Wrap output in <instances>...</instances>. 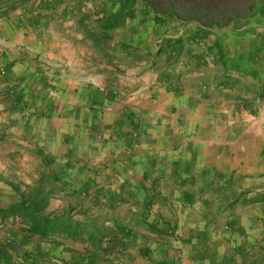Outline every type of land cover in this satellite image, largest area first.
<instances>
[{
    "label": "crops",
    "instance_id": "obj_1",
    "mask_svg": "<svg viewBox=\"0 0 264 264\" xmlns=\"http://www.w3.org/2000/svg\"><path fill=\"white\" fill-rule=\"evenodd\" d=\"M120 2L89 0L81 10L98 7L93 15L97 19L103 13L118 11ZM11 3L0 0V13ZM74 8L73 2L66 0H28L0 15V125H11L0 133V140L23 144L28 148L23 150L33 151L44 162L41 173L40 162L31 165L25 157L20 170L27 176L19 179L23 183L30 185L42 175L61 183L58 189L62 197L50 199L49 212L67 209L69 202L63 197L75 193L78 197L71 203L75 219L100 216V200L95 193L91 198L89 192H95L101 182L112 189L111 202L123 203L121 208L126 207L131 215L137 212L135 218L142 217L139 209L150 207L160 208L163 215L160 204L164 214L166 209L176 213L188 195L175 186L197 175L207 178L203 183L210 186L219 179V185L241 192L264 182V102L256 104L253 112L242 107L235 111L241 105L235 96H248L227 84L218 88L221 97L203 98L200 88L211 93L216 86L212 66L210 79L194 83L195 88L176 86L175 82L169 86L161 80L159 67H149L153 56L145 54H153L152 38L163 37V29L154 21L153 12L138 2L134 18L109 31L108 36L133 47L139 60H124L118 54L120 61L105 63L79 33ZM241 22L247 23L223 38L215 37L211 45L222 53L225 73L250 84L263 79L264 23L255 18ZM249 27L261 29L251 33ZM188 68L190 65H179L171 72L179 75ZM105 73L114 76L115 82L111 83ZM81 75H90L93 84L82 82ZM46 88L54 95H48ZM14 126L16 133H9ZM159 178L161 194H152L147 187ZM141 186L145 190L142 194L137 189ZM85 191L88 207L84 211L79 202L85 200ZM155 201L160 204L155 206ZM119 210L104 213L109 220H117L107 225L122 236L126 231L137 235L140 231L135 230L133 220L124 221ZM194 227L177 225L178 245L186 259L177 264H232L233 258L235 264L240 262L239 258L231 259L225 247L209 234L199 236ZM0 242L20 264L25 258L71 264L79 262L87 248L83 242L43 240L25 234L11 221L0 225Z\"/></svg>",
    "mask_w": 264,
    "mask_h": 264
},
{
    "label": "rangeland",
    "instance_id": "obj_2",
    "mask_svg": "<svg viewBox=\"0 0 264 264\" xmlns=\"http://www.w3.org/2000/svg\"><path fill=\"white\" fill-rule=\"evenodd\" d=\"M13 3L11 5H8V8L12 5H20L23 0H12ZM67 2H70L74 4V12L73 17L76 18L78 21L83 15L89 16V20L87 21L86 25L90 26L95 24V19L93 18V15H95L96 12H98V7L95 6L92 9H85L81 10V8L84 6V3L88 2L89 0H66ZM104 1V0H103ZM115 1V0H114ZM27 2V1H26ZM10 4V2H8ZM22 4V3H21ZM139 5H143L140 1L138 2ZM85 7V6H84ZM141 15V14H140ZM252 18H255L256 21H259L261 24L264 23V10L260 7L256 8L255 13ZM247 22H241L237 21L231 24L229 27L224 29H217V28H210L206 29V32L202 34L201 37H198V25L194 21H188L183 22L180 20H177L173 17L163 21L161 20L158 22L161 29H163V37L159 38H152V43L150 50L152 51V55L145 54L146 57L153 56L156 54L158 50H156V43L158 41H170L172 43H180L182 41L185 42V53L191 55L199 53L201 54V59L197 61V63L194 65L192 64V58H189L185 56L184 54L181 58L176 57V54H172L173 58L171 59V62H166L165 58L163 56L158 57V60L156 61V64L154 66L159 67V71L163 72L164 70L171 72V69H173L175 66H183L188 67L190 65V68L186 69V73L183 74H175L179 77V81L176 80V86L180 84L181 86L185 87H191L195 88L194 83L196 82H207L210 78L208 77V72H210V67H214V76L215 78L212 79L213 83L216 84V82L220 81V77L224 75L225 70L222 68L221 64H217L214 61V56L211 54H208V48L211 47L212 41L215 37L217 38H223L227 32H235L236 29H240L242 25H245ZM251 30L249 32L254 33L257 32L254 29V27H249ZM261 29V28H260ZM80 31V30H79ZM180 31L183 33L179 35ZM83 37V32H79ZM187 35H194L193 38H186ZM178 36V37H175ZM85 39V38H84ZM191 40L188 41L187 40ZM116 38L111 35L110 38H108L105 41V47L109 50L110 54H113V47L117 45V42L115 41ZM87 43H89L87 41ZM90 44V43H89ZM91 46V45H90ZM229 48V44L227 45ZM83 48H87L86 46H81ZM92 48V46H91ZM93 49V53L97 56H100L101 54ZM196 49V50H195ZM195 51L193 52V51ZM229 50V49H228ZM139 55V54H138ZM140 57V56H139ZM193 57V56H191ZM126 58V57H123ZM150 59V58H148ZM131 60V59H130ZM150 62V61H149ZM106 63V62H105ZM42 66L48 67L44 62H41ZM48 71V70H47ZM118 72V71H117ZM122 72H118L119 74ZM46 75V73H44ZM213 75V74H211ZM105 76L108 77L109 81L111 83H114V76L112 77L110 74L105 73ZM188 76V77H185ZM210 76V74H209ZM82 82L88 83L89 85H92L94 81H92V78L90 75H81ZM116 78V77H115ZM108 83V82H106ZM110 84V83H108ZM107 84V85H108ZM253 83L247 84L252 85ZM244 83H241L240 85H237L238 93L247 95L250 103L248 106H245L243 103L239 105L238 107H235V111L242 110L247 112H253V110L257 109L254 108V106L257 104H261L264 102V98L261 99V101H257V97L255 95L257 89L256 87H252L247 90H243ZM175 86V85H174ZM127 88V87H126ZM126 88L121 89L122 91L126 90ZM199 88V87H198ZM240 89L242 91H240ZM45 91L48 95H54V91L51 89L46 88ZM200 91L209 95L210 97H221L220 90L215 86L214 91L211 93L208 91V89H201ZM196 94L199 95V91L196 90ZM234 94V92H233ZM236 95V94H235ZM236 99L239 96H235ZM11 125L4 124V127L0 125V133L7 131ZM11 128V127H10ZM15 126L9 133H16ZM9 136V134H8ZM25 146L23 144H18L16 141H6V140H0V206H7L9 203L13 202L15 200V194L12 191V189L9 186V182H14L15 184H19L21 189H25V186L27 184L23 183L21 178L25 177L27 175L22 176L21 164H25V157L30 159V164H34V161L40 162V168L41 173L43 172V164L42 160H39L38 157L32 153L33 151L28 150L25 151L23 149ZM43 176V175H42ZM200 176V177H199ZM194 176V178L185 180L184 183H187L189 181H193V185L185 186L183 187L181 184H178L175 186V188H178V190H183L188 195V200H185L184 202L180 203L181 209H175L176 213H172L171 210L166 209V214H164L163 211V204H160L159 202L153 203L162 205L161 207V213L159 210L160 208H157L156 210H153L151 207L149 210H143L139 209L141 216H137L136 218H132L131 211L126 210V207L122 209L123 203H118V200H112V196L109 194L112 189L110 186L106 184V182H101V187L97 188L94 191L89 192V196L92 198L94 197L93 194L97 195V201L100 200L98 203L100 208H97V212L100 214V218L102 219H109V215L104 214L107 213V211H114V209L120 208L119 215L121 214V217L125 221L126 219L130 218V220H133L135 230L144 232L138 233L137 235H132L131 233H124L122 237H124V240L122 241V247L120 251H118L115 255L112 256L113 261L116 264H177L179 261L186 260L185 257H183V250L178 245V238L179 235L177 234V225L183 224V223H189L192 224V226H195L194 229L197 230L199 236L202 235L204 232L205 234H209L211 237H213V241L220 243L225 247V252L229 253L227 255H231V259L233 257L237 259L239 258L240 262L238 264H250L252 261L256 259L259 255H261L264 252V203L261 204H255L252 206H242L241 204H238L233 207L227 206L226 199L231 196V194L223 192L221 196H215L212 197L211 194H203L199 195L197 193V189L200 187L201 182L207 178H202L201 175ZM216 179V177H215ZM161 178L153 181V184L147 187V189L152 194H161V186L159 185V181ZM163 180V179H162ZM218 180L216 179V184L212 187H218ZM103 181V180H102ZM175 182V181H173ZM36 183V182H34ZM32 183V184H34ZM98 184V185H99ZM31 185V184H30ZM52 186L54 188V198L55 197H62L61 196V190L58 189L59 185L61 186V183H54L51 181H47V187ZM148 185V184H147ZM138 189V193L142 194L145 192L144 187L141 186ZM96 191L97 194H96ZM241 192V191H238ZM248 193V198H253L256 195L264 194V182H260L258 185H253L249 189H246L245 191ZM85 197L83 199V202L80 201L79 204L81 206L83 205L84 211L85 208L87 209L88 203L86 197H88V192L85 191ZM67 196H70L67 194ZM119 198V195H118ZM64 201H70L71 203H74L72 199L63 197ZM152 204V203H151ZM221 204V207L219 208V205ZM106 206V208H104ZM137 207H139L137 205ZM189 207V208H188ZM178 211V213H177ZM219 212V213H217ZM103 214V215H102ZM133 214V213H132ZM137 214V212H136ZM164 216V217H163ZM144 223V224H143ZM126 224V223H124ZM150 226L154 229L159 230L161 233H156L154 231H150L147 227ZM134 229L133 226H130ZM131 230V229H130ZM132 232V231H131ZM216 243V244H217ZM202 253H200L201 255ZM199 255V256H200ZM198 256V255H197ZM219 258H222L223 255L218 256ZM242 258L244 260H242ZM234 258L232 259V264H235Z\"/></svg>",
    "mask_w": 264,
    "mask_h": 264
},
{
    "label": "trees",
    "instance_id": "obj_3",
    "mask_svg": "<svg viewBox=\"0 0 264 264\" xmlns=\"http://www.w3.org/2000/svg\"><path fill=\"white\" fill-rule=\"evenodd\" d=\"M28 0H23L25 3ZM141 2L145 9H149L154 14V21L156 23L161 20L165 21L171 17L183 21H194L198 25V37H201L206 29L217 28L224 29L231 24L241 20L251 19L255 13L256 8L260 7L264 10V0H121L120 8L115 13H103L101 17L95 19L93 25H86L90 19L89 16L83 15L78 21L77 26L84 34L86 41L90 43L92 48L97 50L101 58L108 64H113L114 61H120L116 56L118 54L124 57H130L132 61H138L139 56L136 55L133 47L119 42L113 47V54L105 47V41L109 38L108 33L111 30L122 27L127 20H131L135 16V7L137 2ZM19 3V4H21ZM16 8V5L10 6L0 15L7 14ZM187 40V39H185ZM191 41L190 39L187 40ZM185 42L172 43L170 41L161 42V45L150 60V68H153L158 60V57L163 56L166 62H171L172 54L181 58L185 53ZM196 50V49H195ZM194 50V51H195ZM208 54L214 56V61L221 64L225 70L224 58L219 48L212 45L208 49ZM193 51V50H192ZM193 51V52H194ZM172 53V54H171ZM196 53V51H195ZM185 56L192 58V64L197 63L201 59V54L192 53ZM193 56V57H191ZM122 59V58H121ZM125 60V58H123ZM226 72V71H225ZM220 81L216 82V87L219 88L228 85L233 88L241 84L239 79H236L226 73H223ZM161 80L167 81L171 86L173 82L179 81V77L173 72L164 70L160 74ZM256 87L255 93L257 101L264 98V74L262 80H255L253 84L243 85V90ZM240 91H242L240 89ZM203 98H208L207 94ZM238 101L248 106L250 101L246 98H237ZM47 181H57L52 177L43 175L34 184L26 185L25 189H21L19 184L9 182V186L15 194V200L7 206H0V225L9 221L17 224L21 232L31 236H38L43 240L50 238H58L63 240H71L76 242H83L87 244L86 250L82 253L79 262L71 264H116L112 256L121 249L122 234L120 231L107 225V222L114 221L113 219H102L99 216L89 218L85 216L84 219H75L73 217L74 206L69 201L67 209L60 213L49 212L48 205L50 199L54 195V188L50 185L47 187ZM193 181L182 183L183 187L192 186ZM223 192L231 194L226 199V204L229 207L241 204L242 206H252L264 202V194L256 195L253 198H248V193L238 192L231 186L219 185L212 187L206 183L201 182L197 189L199 195L211 194L212 197L221 196ZM78 194H71L67 198L74 201ZM221 204L219 205V208ZM219 213V212H217ZM86 214V212H85ZM137 215V214H136ZM135 213L132 214L134 218ZM117 222V220H115ZM114 221V222H115ZM144 224V223H143ZM150 231L161 233L159 230L150 226L147 227ZM25 258L21 264H67V263H41L34 259ZM0 264H20L13 258L7 250L5 244L0 242ZM250 264H264V252L256 257Z\"/></svg>",
    "mask_w": 264,
    "mask_h": 264
},
{
    "label": "built area",
    "instance_id": "obj_4",
    "mask_svg": "<svg viewBox=\"0 0 264 264\" xmlns=\"http://www.w3.org/2000/svg\"><path fill=\"white\" fill-rule=\"evenodd\" d=\"M183 32L182 31H180V33H179V35L178 36H180L181 34H182ZM178 36H175V37H178ZM161 42H162V40L161 41H158L157 43H156V50H158L159 49V47H160V45H161Z\"/></svg>",
    "mask_w": 264,
    "mask_h": 264
}]
</instances>
